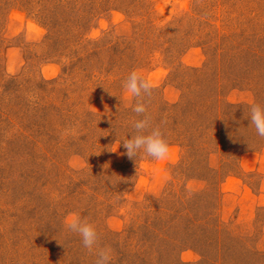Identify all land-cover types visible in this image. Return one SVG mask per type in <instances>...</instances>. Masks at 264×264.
<instances>
[{
    "label": "rangeland",
    "instance_id": "obj_1",
    "mask_svg": "<svg viewBox=\"0 0 264 264\" xmlns=\"http://www.w3.org/2000/svg\"><path fill=\"white\" fill-rule=\"evenodd\" d=\"M132 70L155 82L151 119L161 99L220 91L239 106L213 140L171 135L167 159L135 161ZM252 102L264 106V0H0V264H95L64 225L73 214L111 264H210L218 240L230 264H264Z\"/></svg>",
    "mask_w": 264,
    "mask_h": 264
},
{
    "label": "clouds",
    "instance_id": "obj_2",
    "mask_svg": "<svg viewBox=\"0 0 264 264\" xmlns=\"http://www.w3.org/2000/svg\"><path fill=\"white\" fill-rule=\"evenodd\" d=\"M155 82L145 77L137 70H132L123 81V88L136 100L132 111L140 116L133 122L131 138H124L123 147L130 159L137 160V157L148 160H164L171 153V146L167 141L160 126L154 125L143 102L145 95L150 96ZM248 118L250 124L255 127L257 135L264 137V106L252 102L248 106ZM64 225L72 233L78 234L82 245L89 253L96 256L95 264H111L112 250L109 247L99 246V234L96 226L78 214L68 216Z\"/></svg>",
    "mask_w": 264,
    "mask_h": 264
},
{
    "label": "trees",
    "instance_id": "obj_3",
    "mask_svg": "<svg viewBox=\"0 0 264 264\" xmlns=\"http://www.w3.org/2000/svg\"><path fill=\"white\" fill-rule=\"evenodd\" d=\"M195 70H198V68ZM219 92L215 96L213 94L210 96L202 94L207 98L198 96L189 101H186L182 96L175 103L161 99L159 105L155 104L153 110L150 111L152 122L154 125L161 127L167 140H171V135L175 136V140H213L212 136L221 135V131L229 127L230 117L228 114L239 106L230 102H221ZM214 103L216 104V111L213 116H208V112L213 106L211 104ZM210 118L215 122L212 125L209 122ZM239 148L243 152L252 149L253 145L247 146V144H244ZM216 244L220 249L218 256L214 261L211 257H207L206 260L211 261L213 264H230V260L223 258L225 253H222V250H227L231 246L226 247L225 242L223 243L220 240L216 241Z\"/></svg>",
    "mask_w": 264,
    "mask_h": 264
}]
</instances>
